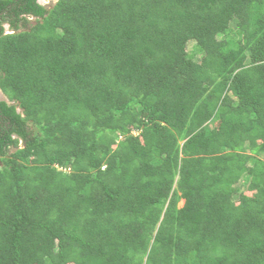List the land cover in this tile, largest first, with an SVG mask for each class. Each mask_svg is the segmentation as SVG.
I'll return each mask as SVG.
<instances>
[{"label":"trees","instance_id":"obj_1","mask_svg":"<svg viewBox=\"0 0 264 264\" xmlns=\"http://www.w3.org/2000/svg\"><path fill=\"white\" fill-rule=\"evenodd\" d=\"M0 88V264H264V0H0Z\"/></svg>","mask_w":264,"mask_h":264},{"label":"rangeland","instance_id":"obj_2","mask_svg":"<svg viewBox=\"0 0 264 264\" xmlns=\"http://www.w3.org/2000/svg\"><path fill=\"white\" fill-rule=\"evenodd\" d=\"M43 4L48 8V9H52L54 7V5L58 2V0H42ZM32 21H34V18H31ZM221 39H223V37H221ZM195 43H189L188 48L189 51H191L194 47ZM202 55H198V60L201 61ZM7 100L8 98L5 96V94L1 93L0 91V100ZM136 134H138L136 132ZM65 170H69V168L65 169ZM184 206V201H180L178 204L179 208H182Z\"/></svg>","mask_w":264,"mask_h":264},{"label":"clouds","instance_id":"obj_3","mask_svg":"<svg viewBox=\"0 0 264 264\" xmlns=\"http://www.w3.org/2000/svg\"><path fill=\"white\" fill-rule=\"evenodd\" d=\"M39 2L41 3V4H43V2H42V0H39ZM44 5V4H43ZM6 27H7V29H9V26L8 25H6ZM7 33H10L9 31H7ZM0 91H1V93L3 94V91L1 90V88H0ZM8 100V99H7Z\"/></svg>","mask_w":264,"mask_h":264}]
</instances>
